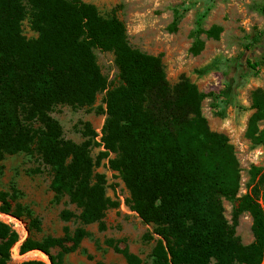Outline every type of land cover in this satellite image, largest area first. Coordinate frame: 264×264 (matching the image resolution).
Returning <instances> with one entry per match:
<instances>
[{
  "label": "trees",
  "instance_id": "trees-1",
  "mask_svg": "<svg viewBox=\"0 0 264 264\" xmlns=\"http://www.w3.org/2000/svg\"><path fill=\"white\" fill-rule=\"evenodd\" d=\"M207 12L196 19L190 52L203 48L201 34L218 38L221 29L202 28ZM30 19L36 38L22 34ZM179 16L169 30L175 31ZM111 52L118 69L116 86H109L96 63L93 49ZM249 63V61H247ZM256 64L251 66L255 69ZM205 70H209L206 68ZM232 80V79H231ZM229 91L231 84L228 83ZM105 92L106 119L101 136L85 123L88 141L76 144L62 138L50 112L56 105L91 106ZM213 100L218 96L208 94ZM205 95L182 77L170 86L161 56L130 46L125 26L115 15L104 17L82 0H0V160L19 153L36 154L50 169L55 201L66 198L80 210L64 209L60 219L79 222L72 232L41 241L27 237L19 251L38 250L51 264H64L90 236L86 227L106 228L107 210L120 202L105 193L106 178L94 172L110 154L108 167L117 172L129 197L127 207L157 238L151 264H260L264 256V168L251 166L245 194L237 197L239 170L228 138L211 131L201 112ZM253 113L246 137L264 147V90L251 96ZM101 146L97 162L90 145ZM222 198L233 203V220L251 218L253 241L240 243L223 214ZM0 212L39 229V222L18 202V192L0 190ZM28 230H30L28 228ZM19 241L11 226L0 220V264H9L10 250ZM108 246L126 264H145L128 247ZM58 249L53 255L51 249ZM19 264H46L30 260ZM103 264V263H97Z\"/></svg>",
  "mask_w": 264,
  "mask_h": 264
},
{
  "label": "rangeland",
  "instance_id": "rangeland-1",
  "mask_svg": "<svg viewBox=\"0 0 264 264\" xmlns=\"http://www.w3.org/2000/svg\"><path fill=\"white\" fill-rule=\"evenodd\" d=\"M82 1L96 6L104 17L115 15L122 21L131 47L148 55H160L171 87L185 77L205 95L201 103L202 115L211 131L228 138L238 162L237 197L245 194L251 166L264 168V147L254 145L246 137L248 118L253 113L252 92L256 89L264 90V43L258 47L259 42L264 41V0ZM174 10L178 12L179 19L175 31H170ZM205 12L203 30L216 26L221 32L217 39L201 34L199 39L203 48L197 55H193L190 47L194 41L195 22ZM21 28L27 39L37 37V33L30 27L28 16L23 20ZM93 53L108 85H118V69L113 54L95 48ZM254 64L256 67L252 69ZM228 83L231 84L229 91L225 87ZM210 93L218 96L217 99L208 96ZM104 94H97L91 106L73 108L59 104L52 108L50 115L61 126L64 140L76 144L88 141L91 135H84L85 123L97 134L94 140H99L106 119ZM89 148L90 157L96 163L104 149L93 144ZM110 158H113L112 154L101 159L94 172L105 175L106 196L119 201V207L107 210L104 230H99L97 224L86 227L90 236L81 242L75 252L64 256V264H126L124 258L108 246L109 240L117 243L119 248L128 247L145 264H151L150 254L157 237L152 234V226L143 224L136 213L127 207L128 191L118 173L109 169ZM50 181V169L36 154L19 153L7 155L0 160V190L9 191L14 187L18 192V202L39 222V229H33L25 217L16 220L0 215V220L11 226L19 236V241L12 249L16 246L19 250L27 237L41 241L48 236H63L65 227L70 232L78 227L77 219L69 222L60 219L64 209L75 214L80 210L66 198L55 201L49 188ZM222 207L224 217L240 243L244 246L251 244L250 216L243 213L234 221L233 203L226 198H222ZM50 252L55 255L58 249H51ZM30 260L49 264L48 257L38 250L23 254L20 261L11 258L10 250L9 264Z\"/></svg>",
  "mask_w": 264,
  "mask_h": 264
},
{
  "label": "built area",
  "instance_id": "built-area-1",
  "mask_svg": "<svg viewBox=\"0 0 264 264\" xmlns=\"http://www.w3.org/2000/svg\"><path fill=\"white\" fill-rule=\"evenodd\" d=\"M0 215H4L0 212ZM23 257V254L20 253V251L18 250V248H16V246L11 249V258L14 259V260H18L20 261V259ZM264 262V259L262 261V263ZM261 263V264H262Z\"/></svg>",
  "mask_w": 264,
  "mask_h": 264
},
{
  "label": "flooded vegetation",
  "instance_id": "flooded-vegetation-1",
  "mask_svg": "<svg viewBox=\"0 0 264 264\" xmlns=\"http://www.w3.org/2000/svg\"><path fill=\"white\" fill-rule=\"evenodd\" d=\"M262 43H264V41H263V42H259L258 47H260ZM255 48H256V47H255ZM255 48H254L253 50H255ZM251 51H252V50H251Z\"/></svg>",
  "mask_w": 264,
  "mask_h": 264
},
{
  "label": "water",
  "instance_id": "water-1",
  "mask_svg": "<svg viewBox=\"0 0 264 264\" xmlns=\"http://www.w3.org/2000/svg\"><path fill=\"white\" fill-rule=\"evenodd\" d=\"M12 218H13V217H12ZM14 219H15V218H14ZM16 220H17V219H16ZM49 264H51L50 261H49Z\"/></svg>",
  "mask_w": 264,
  "mask_h": 264
}]
</instances>
